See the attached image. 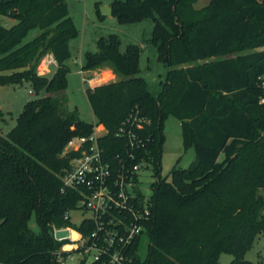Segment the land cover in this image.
I'll list each match as a JSON object with an SVG mask.
<instances>
[{
	"label": "trees",
	"instance_id": "obj_1",
	"mask_svg": "<svg viewBox=\"0 0 264 264\" xmlns=\"http://www.w3.org/2000/svg\"><path fill=\"white\" fill-rule=\"evenodd\" d=\"M197 1L110 4L122 23L154 21L150 42L168 67L156 96L138 75L143 47L129 43L121 51L116 34L100 37L81 65L86 71L108 64L118 76L85 90L96 123L108 130L106 152H114L124 120H147L138 133L149 139L157 179L145 231L131 247L132 264H220L222 254L232 256L227 264H257L245 254L264 238L258 194L264 188V0H208L200 9ZM0 16L15 21L0 23V86L26 82L35 95L0 134V264H61L53 230L67 225L63 215L78 200L74 190L63 191L60 177L75 153L61 154L70 138L93 130L66 106V61L77 29L66 0H0ZM33 28L39 34L22 43ZM50 53L56 69L48 77L38 66ZM167 115L183 122L184 145L195 152L190 166L172 169L169 181L160 172ZM32 217L39 232L29 226Z\"/></svg>",
	"mask_w": 264,
	"mask_h": 264
},
{
	"label": "built area",
	"instance_id": "obj_2",
	"mask_svg": "<svg viewBox=\"0 0 264 264\" xmlns=\"http://www.w3.org/2000/svg\"><path fill=\"white\" fill-rule=\"evenodd\" d=\"M44 62L56 63L52 56ZM145 122L131 116L124 120L114 133L112 154L106 152L111 144L106 139L108 130L98 123L90 134L73 136L66 143L61 155H75L60 174L62 189L74 190L78 200L63 215L67 225L53 230V237L56 231L68 232L54 237L61 243L57 256L61 264L73 252L81 255L78 264H132L131 247L144 233L150 213L148 198L139 186L140 172L153 169L146 151L149 139L138 133ZM72 212L81 215L78 223L71 222Z\"/></svg>",
	"mask_w": 264,
	"mask_h": 264
},
{
	"label": "rangeland",
	"instance_id": "obj_3",
	"mask_svg": "<svg viewBox=\"0 0 264 264\" xmlns=\"http://www.w3.org/2000/svg\"><path fill=\"white\" fill-rule=\"evenodd\" d=\"M115 0H66L70 17L72 18L77 29V36L69 43L70 57L66 61L69 68L67 76V108L70 112L76 114L80 119L89 124L97 122L85 90L89 86L115 81L118 79L113 67L105 64L97 69L81 74V65L84 61L86 52H94L97 49V40L100 37H107L110 34H116L120 39V50L124 51L129 43L143 44L144 49L140 58V70L138 75L146 81L148 91L156 96L166 82L168 67L158 57L157 46L150 42L154 29V21L145 19L137 22L122 23L114 16H102L100 6H110ZM208 0H198L195 3L197 9L203 8ZM14 20L5 16H0V23L6 26L14 24ZM40 30L33 28L28 31L23 38L22 43L28 42L38 35ZM47 59L45 55L41 62ZM48 73L52 76L54 71ZM39 68V67H38ZM83 77L87 80H83ZM35 97L31 92L30 85L0 86V134L5 135L15 124L17 115L22 110L23 105L31 98ZM163 141L161 146L160 172L161 178L171 179L173 168H187L195 160V152L192 145L185 147L183 141V122L167 115L163 121L162 128ZM222 158V156H221ZM157 176L150 168L143 169L140 172V190L146 198L152 195V184L156 181ZM258 194L264 198V188L259 189ZM264 214V207L261 210ZM81 215L77 212L70 214L71 222L78 223ZM29 226L39 232L40 228L34 217L29 221ZM148 239L142 236L139 248V256L144 259L147 252ZM81 255L73 252L64 264H78ZM245 258L257 264H264V238L257 237L252 248L245 254ZM232 256L222 254L219 258L220 264H227L231 261Z\"/></svg>",
	"mask_w": 264,
	"mask_h": 264
},
{
	"label": "crops",
	"instance_id": "obj_4",
	"mask_svg": "<svg viewBox=\"0 0 264 264\" xmlns=\"http://www.w3.org/2000/svg\"><path fill=\"white\" fill-rule=\"evenodd\" d=\"M139 45H140V44H139ZM140 46H142L143 49H144V45H143V44H141ZM51 56L53 57V55H52L51 53L48 54V55H47V60L50 59ZM140 58H141V57H140ZM50 66H54V67L52 68V71H55V69H56V63H51V64H47L46 62L41 63L40 67L38 68V73H39V74H42V75H45V76H48V73L51 72V70L49 69ZM95 69H97V68H95ZM92 70H94V69H92ZM92 70H90V71H92ZM83 72H89V70H86V71L81 70V74H82V76H83ZM51 73H52V72H51Z\"/></svg>",
	"mask_w": 264,
	"mask_h": 264
},
{
	"label": "water",
	"instance_id": "obj_5",
	"mask_svg": "<svg viewBox=\"0 0 264 264\" xmlns=\"http://www.w3.org/2000/svg\"><path fill=\"white\" fill-rule=\"evenodd\" d=\"M100 10V14L102 16H111L112 15V8L111 6H100L99 8ZM68 234V232L66 230H60V231H56L54 233V237L55 238H60V237H64Z\"/></svg>",
	"mask_w": 264,
	"mask_h": 264
}]
</instances>
